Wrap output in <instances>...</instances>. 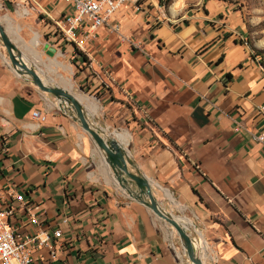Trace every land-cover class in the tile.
Instances as JSON below:
<instances>
[{"label": "crops", "instance_id": "1", "mask_svg": "<svg viewBox=\"0 0 264 264\" xmlns=\"http://www.w3.org/2000/svg\"><path fill=\"white\" fill-rule=\"evenodd\" d=\"M1 2L15 14L29 5L15 18L20 31L41 35V53L63 54L106 127L123 124L129 139L116 141L128 172L145 178L159 207L163 191L173 197L179 208L166 199L172 209L163 210L192 224L184 229L202 240V264H264V72L231 27L228 4H125L111 22L127 40L100 27L80 50L55 30L71 13L62 0ZM20 58L42 81L40 67ZM98 155L53 98L14 73L0 45V191L22 196L39 226L22 211L9 222L21 233L60 234L50 251L33 252L32 264H190L169 226L127 197Z\"/></svg>", "mask_w": 264, "mask_h": 264}, {"label": "built area", "instance_id": "2", "mask_svg": "<svg viewBox=\"0 0 264 264\" xmlns=\"http://www.w3.org/2000/svg\"><path fill=\"white\" fill-rule=\"evenodd\" d=\"M67 4L71 13L63 15L54 22L55 30L61 38L74 44L82 50V46L93 39L96 29L102 27L117 36L121 41L127 40L119 33V25L111 22V18L117 10L131 4L135 11H139L138 3L144 0H62ZM164 2V0H162ZM81 31V35L75 38V34ZM137 48L136 45H134ZM32 119L42 122L43 116L32 113ZM262 142L263 136L253 138ZM22 211L29 226L38 228V220L31 214V209L23 197L16 194L12 188L0 191V264H32L33 252L38 249L51 250V243L59 237V231L53 230L35 233H21L10 224L16 212ZM52 254V253H51Z\"/></svg>", "mask_w": 264, "mask_h": 264}, {"label": "rangeland", "instance_id": "3", "mask_svg": "<svg viewBox=\"0 0 264 264\" xmlns=\"http://www.w3.org/2000/svg\"><path fill=\"white\" fill-rule=\"evenodd\" d=\"M173 1L174 0H164V2H162V0H160V3L161 6L166 7L167 5H171ZM192 1L193 0H187L188 3L185 6L187 7L190 6L189 3H191ZM217 1H221L229 5L230 8L229 13L234 18V22L231 24V27H234L233 30L235 32L241 33L244 39V43L246 44L248 54L252 57V59L256 60V64L264 72V0H217ZM25 7L24 8L27 10L29 5ZM13 10L14 11L17 10V12L20 11L18 7H14V6H13ZM24 10H21L19 14H15V12L13 11L8 12L5 9L4 3L1 2L0 0V24L5 28L7 34L9 35L16 49L22 54V56L27 57L28 61L34 63L35 65H37V67L38 66L40 67L39 68L40 71L44 73L43 74L41 72L40 74L41 78H44L42 79V81L47 85L58 86V84L62 82L63 77L66 76L69 80V83L72 86L71 88L64 87L65 89H67V91L71 92L76 97L86 96L91 100H93L94 103L97 105V110L95 113L91 114L88 113L87 111V116L89 120L88 122L93 127L100 129L103 136H115V138L118 136L116 139L119 140L121 144H126V142L129 139V134L125 130L123 124L119 126L118 125L119 123L114 121L108 127H106L105 125L107 124V122L103 121L102 119V115H101L102 111L98 103V100L95 99V97L92 96L91 93H87L88 89L82 90V88H80L76 83V80L73 78L71 73L67 74L64 73L63 71H60L61 73L59 72L55 74L47 70L48 66L45 63H48V61L54 59L57 55H59L57 57V60L61 62L63 65L69 67L68 60L64 58L63 54L57 53V55H55L54 57H49L44 53H41L40 46L42 44L43 39L41 35H39V33L35 30H33V32H30V30L24 29L18 32L17 25H19L20 20H16L15 18H17V16L20 15L21 13H23ZM219 19L220 20L223 19V21H225V16L222 15ZM35 35L38 36V41L40 43V44L38 43L35 46L36 52H34V50L29 45L30 43H28L31 40L32 36L34 37ZM39 55L41 57V60L37 58ZM77 75L78 73L76 72V76ZM50 81H52L54 84L51 83ZM49 97L52 98L51 96H48V98ZM172 205L179 208L176 203ZM171 207L172 206L164 197V199H162L161 201L160 208H162V210L164 209L168 211L169 209H172ZM172 215H173L172 217H176V218L185 217L184 214L175 211L174 214Z\"/></svg>", "mask_w": 264, "mask_h": 264}, {"label": "water", "instance_id": "4", "mask_svg": "<svg viewBox=\"0 0 264 264\" xmlns=\"http://www.w3.org/2000/svg\"><path fill=\"white\" fill-rule=\"evenodd\" d=\"M0 45L4 49L9 66L17 76H25L30 83L41 93L51 96L59 109L63 110L79 126L93 142L104 164L111 172L112 180L116 186L129 198L147 208L157 219L167 224L176 234L180 246L190 264H202L198 257V240L192 239L184 227L169 213L162 210L155 201L145 178L137 173L127 170L129 165L125 148L118 145L115 136H103L100 129L93 127L87 120L84 110L86 108L66 91L42 82L35 70L26 66L20 52L15 48L0 25ZM132 184L136 192L129 190Z\"/></svg>", "mask_w": 264, "mask_h": 264}, {"label": "bare ground", "instance_id": "5", "mask_svg": "<svg viewBox=\"0 0 264 264\" xmlns=\"http://www.w3.org/2000/svg\"><path fill=\"white\" fill-rule=\"evenodd\" d=\"M25 14H26V11L24 10L23 11V13H21L20 15H19V17H21V16H25ZM17 30H18V32L20 31V28L19 27H17ZM6 31V30H5ZM6 34H7V32H6ZM8 35V34H7ZM9 36V35H8ZM28 43H30L29 45H30V47L34 50V52H36V50H35V46L37 45V43H38V36H32V38H31V40L28 42ZM31 52V51H30ZM59 55H57V57H58ZM57 57H55L54 59H52V60H50V61H48V63H45V64H47V66H48V68H47V70L49 71V72H52V73H55V74H57V73H59V71H63V72H67V73H69V67H66V66H64L61 62H59L58 60H57ZM39 60H40V58H39V56L37 57ZM42 72V71H41ZM41 72H40V74H41ZM38 73V72H37ZM43 73V72H42ZM39 74V73H38ZM44 74V73H43ZM42 79H44V78H42ZM51 83H53L52 81H50ZM54 84V83H53ZM59 84H61V86H63V87H69V88H71V85L66 81V79L63 77V79H62V82L61 83H59ZM55 86V85H54ZM61 86H56V87H58V88H60V89H62V90H64V91H66L68 94H70V95H72L76 100H78V102H80V104L82 105V106H84L85 108H86V111H88L89 113H91V114H93V113H95L96 112V110H97V105L94 103V101L93 100H91L90 98H88V97H86V96H78V97H76L75 95H73L71 92H69V91H67V89H65V88H63V87H61ZM90 117V116H89ZM88 118V117H87ZM89 121V120H88ZM92 122V121H91ZM117 135V134H116ZM118 137V136H117ZM116 137V138H117ZM115 138V139H116ZM117 140V139H116ZM118 142H119V140H117ZM120 143V142H119ZM163 193H164V196H165V198L170 202V203H172V204H175V201L173 200V197H171V195L168 193V192H166V191H163ZM170 215L171 216H173L171 213H170ZM173 218H175L177 221H178V223H180V225H182L183 227H187V225L189 226V227H191L192 226V224L188 221V220H186L185 218H176V217H173ZM199 240H198V242H199V246H200V248H201V245H202V240L200 239V238H198Z\"/></svg>", "mask_w": 264, "mask_h": 264}, {"label": "trees", "instance_id": "6", "mask_svg": "<svg viewBox=\"0 0 264 264\" xmlns=\"http://www.w3.org/2000/svg\"><path fill=\"white\" fill-rule=\"evenodd\" d=\"M74 55L77 56L81 63L87 62L84 56L77 50L74 49Z\"/></svg>", "mask_w": 264, "mask_h": 264}]
</instances>
